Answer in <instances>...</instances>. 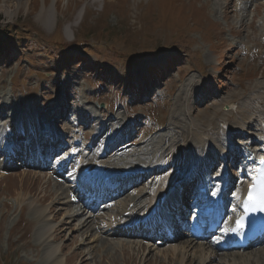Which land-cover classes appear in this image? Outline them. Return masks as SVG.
Instances as JSON below:
<instances>
[{"label":"rangeland","instance_id":"obj_1","mask_svg":"<svg viewBox=\"0 0 264 264\" xmlns=\"http://www.w3.org/2000/svg\"><path fill=\"white\" fill-rule=\"evenodd\" d=\"M44 7L53 8L51 21L42 17ZM6 8L14 10L15 1L0 0V133L6 136L0 146V264H47L42 245L33 241V209L42 210L46 238L61 264H200L198 255L182 260L174 251L190 244L187 253H194L199 240L157 245L114 233V208L73 205L74 189L53 172L49 148L36 147L37 126L48 131L52 124L63 144L54 161L75 166L92 156L102 164L133 154L151 169L148 180L116 201L122 211L159 176L167 182L186 170L187 123L219 153L225 142L247 145L244 133L256 138L263 128L264 0H24L12 17ZM24 117L41 123L26 132ZM13 129L21 131L15 155ZM108 130L114 142L129 136L134 143L105 154L99 147ZM156 160L158 167L152 166ZM70 175L85 185L82 174ZM200 241L210 256L206 264L234 262L230 251ZM260 249L246 254L257 256ZM256 261L250 263L264 264Z\"/></svg>","mask_w":264,"mask_h":264},{"label":"bare ground","instance_id":"obj_2","mask_svg":"<svg viewBox=\"0 0 264 264\" xmlns=\"http://www.w3.org/2000/svg\"><path fill=\"white\" fill-rule=\"evenodd\" d=\"M7 1L8 0H4L5 3ZM12 1H15L16 8L14 10L7 9L6 8V10H5L6 14H8L10 17H12L17 12L18 8L21 7L23 5V3H24V0H12ZM1 7H5V5L4 6L1 5ZM41 15H42V17L46 21H51V19L53 18V8L52 7H44L42 9V11H41ZM67 30H68V32H71L72 31V27L69 26ZM181 109H182V104H181V102H179L178 107L175 109V114H176L177 111H180ZM262 117L264 118V116H262ZM22 120L23 121H21L20 124L22 125L21 127L24 128V130L26 132H28L29 129H31V128H33V127H35V126H37L39 124V122L36 119H33V117H31L30 119L27 118V117H24ZM30 120L34 122L33 125H31L29 123ZM27 123H28V125H26ZM25 125L27 126L26 128H25ZM42 126L43 125L37 126L38 131H41V127ZM183 136L184 137L186 136V144H184L185 145V149H184L185 152L183 153V156H182L183 161L185 160L184 161L185 164H187L189 162V165L191 166V163H193V162H199V160L201 158H203L204 154H206V156H208L207 154H209V151H207V147L209 146L208 144H210L212 142L211 140H209V138L206 140L205 139L206 137L204 138L199 133L197 134V132L194 131L192 129L191 125H188V123L186 125H184V128H183ZM262 141L264 142V140H262ZM5 143H6L5 142V138L3 137V134L1 132L0 133V146H4ZM10 147H12L11 144H10ZM246 160L247 159L244 160V164L243 165L246 166L247 168H249L252 164L247 163ZM138 161H141V160L139 159ZM90 162H91L92 165H94V163H95L93 161V159H90V158L87 157V159H85V161L80 162L81 163L80 166H82V168H83L84 165L89 164ZM113 162H115V161H113ZM77 166H79L78 163H77V165L74 166V168H77ZM104 168L105 167L103 165H100V170H102ZM111 168H113V167H111ZM104 171L106 173H111L110 172L111 169H104ZM176 171H178V169ZM223 171H226V170L224 169ZM218 175L220 176V174H218ZM82 179L87 180V177H84L82 175ZM177 180H179V179H177ZM222 180H223V177H222ZM83 183H85L84 180H83ZM173 183H174V181H173ZM248 183H249V179H247L245 183H240L239 185H237L236 192H234V196L237 197L240 193L244 192L247 189V184ZM171 184L168 183L167 185H165L164 175L159 176V179L157 180L153 191L147 197L148 198V201H147V198H146V202L144 203L145 205L139 211V213L142 212L141 214H144L147 210H149L150 207H151V205L154 204L155 200L158 198V196L162 195L165 192V190H167L170 187ZM163 186H168V187H163ZM235 200H236V198H235ZM182 206H183V204H182ZM126 209H128V208H126ZM113 210L115 211V208L112 209V212L110 213V217H111L110 224L112 226H118L119 227V226H121L122 221H125L126 218L125 217H121V215H117V213L116 212H113ZM30 216H31V218L37 220V227H36V231H35V234H34L35 236L33 238V241H34L35 244H37L39 246L42 245V247H43L42 248V255H43V258L45 259V263H47V264H61V259L57 256L56 246L53 245V244H51V243H48V240L46 238V232H47V230H49L48 229L49 228V224H47V223L45 224L44 223V220H45L44 218L45 217L43 216L42 210L33 209L31 211V213H30ZM139 228L141 229V227H139ZM120 230H121L120 232H124L123 229H120ZM153 234H154V232H153ZM200 240L201 239H199V243L200 244L195 249L196 251L194 253H190V254L187 253V251H188L187 248L189 247L190 244H188V245L187 244L181 245L180 247L174 246L175 247V250L174 251L177 252V254L178 253L181 254L182 260H184L186 257H188V255L190 256L192 254V256L193 255L194 256L198 255L196 257H199V261L201 262L200 264H206L205 262H207L208 260H210V256H208V254H206V252L204 251L205 249H204V247H202V245H201L202 241H200ZM247 252L248 251H246L245 253H243L241 251H231L232 257H233L232 259H234V262H232L231 264H252V263H250L251 258H256L257 261H260V262L263 261L264 262V250H261L259 252V254H257V256L253 255L254 257L252 256L251 258L248 257V255L246 254ZM62 262H63V260H62ZM260 264H262V263H260Z\"/></svg>","mask_w":264,"mask_h":264},{"label":"snow or ice","instance_id":"obj_3","mask_svg":"<svg viewBox=\"0 0 264 264\" xmlns=\"http://www.w3.org/2000/svg\"><path fill=\"white\" fill-rule=\"evenodd\" d=\"M215 195V193H213ZM251 209L253 211L259 210L264 212V169H261L257 177V183L250 185L247 196V203L245 210ZM238 227L244 226L243 221H237Z\"/></svg>","mask_w":264,"mask_h":264},{"label":"trees","instance_id":"obj_4","mask_svg":"<svg viewBox=\"0 0 264 264\" xmlns=\"http://www.w3.org/2000/svg\"><path fill=\"white\" fill-rule=\"evenodd\" d=\"M11 25H9L8 27H10Z\"/></svg>","mask_w":264,"mask_h":264}]
</instances>
